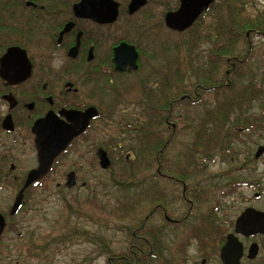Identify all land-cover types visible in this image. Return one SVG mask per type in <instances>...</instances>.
Returning <instances> with one entry per match:
<instances>
[{
    "label": "flooded vegetation",
    "instance_id": "1",
    "mask_svg": "<svg viewBox=\"0 0 264 264\" xmlns=\"http://www.w3.org/2000/svg\"><path fill=\"white\" fill-rule=\"evenodd\" d=\"M82 1L0 0V190L10 189L11 198L5 208L0 207V215L4 219L0 247L5 241L10 242L13 249H18L16 242L24 238L18 239L22 234L13 223H17L18 216L28 214L34 189L51 184V175L63 160L68 159L74 165L53 178L54 184L64 185L67 189L78 184L85 187L92 179L79 172L84 158L90 171L94 170L92 178H95L97 167L118 176L122 162H130L133 151L139 147L145 153L141 156L139 176L117 178L121 185H129L132 192L117 196L110 212H115L116 207L128 209V214L121 219L128 223L123 249L130 253L135 251L134 254L141 250L147 252L134 258L130 253L123 258L108 255L107 262L175 264L176 261H190L186 257H177V249L185 250L194 245L203 254L208 248L213 249L205 253L202 264L210 261L213 253L222 264L220 250L229 234H234L242 243L240 263L245 259L255 260L260 250L256 239L264 233L243 236L235 232L236 219L248 207L236 215L230 232H225L222 226L227 223L225 219L220 222L216 219L220 218L219 202L209 210H203L196 219L197 224H191L196 216L195 209L206 204L209 198V189L201 183L208 174L204 170L196 177L193 164L184 160L185 154L195 152L192 141L179 151V155L167 157L168 148L179 135L177 122L188 117L178 113L179 102L190 98L186 100L188 109L194 103L195 73L202 69L207 74H214L203 80L202 88L206 93L212 91L218 97L226 85L225 39L219 37L216 27L224 24L227 0L211 1L183 30L166 23V15L176 12L182 0ZM187 34L195 35L196 40L193 41L198 38L205 42L210 40V52L206 54L201 50L197 59L187 55L180 59L179 53L187 54L194 46L192 40L183 39ZM179 38L182 39L179 41ZM121 44L133 46L136 50L135 68L128 65L123 69L116 68L114 57ZM126 45L121 52L124 58L131 55ZM216 45L219 50H215ZM149 48L153 52H149ZM170 52L172 55L169 56ZM190 61L196 63L195 68L188 66ZM152 63L158 66L154 67ZM140 71L144 72V79H148L147 74L154 75L155 87H140L145 82L139 76ZM210 82L213 89L209 88ZM180 83L187 86L189 94L179 96ZM214 88L219 89L214 91ZM131 90L134 92L132 95L129 94ZM197 94L200 96L201 92ZM216 96L211 106L221 103L216 101ZM118 99L127 106L120 113L111 109ZM131 105L134 108L130 111ZM89 108H94L97 114L89 119L85 129L55 156L42 178L23 188L28 173L39 164L35 124L47 115L70 124L65 111L83 113ZM220 109L221 106L217 113L215 106L207 112V121L219 122ZM94 125L100 134L90 137L88 134ZM46 132L49 131L43 133ZM138 137L140 146H137ZM99 138L106 139L102 141ZM99 149L109 160L105 168L100 166ZM148 152L154 153L152 161L147 160ZM263 152L264 147L259 156ZM215 153L211 149L206 152L204 169L205 165L215 163L211 155ZM259 156L254 154L256 159ZM68 181L71 186H68ZM233 184L238 186V181ZM233 184H229V191ZM254 190L258 191L253 197L263 201V208L249 207L264 212V189L257 182ZM229 191L220 194L227 197L232 193ZM20 192L21 200L12 213ZM197 228L209 229L203 245H199L194 236ZM167 229L184 235L181 241L171 243L170 256L163 257L162 239ZM9 232L16 236L6 238ZM252 243H256L257 253L254 258H249L248 250ZM30 247H27L28 253L34 252ZM14 264L24 262L16 260Z\"/></svg>",
    "mask_w": 264,
    "mask_h": 264
},
{
    "label": "rangeland",
    "instance_id": "2",
    "mask_svg": "<svg viewBox=\"0 0 264 264\" xmlns=\"http://www.w3.org/2000/svg\"><path fill=\"white\" fill-rule=\"evenodd\" d=\"M239 1L243 3L244 9L248 13L264 11V0ZM247 33L246 43L249 46L248 58L250 60L245 70V81L249 83L254 78L257 79L259 74L264 73V35ZM194 36V34L183 36V39L187 41L192 40L194 46L189 48L187 54L179 53L180 59L184 55H187L188 58L197 59L202 53L201 50H205L207 54L209 49H211L210 40L205 42L204 39L199 40L198 38L197 41H193L196 40ZM180 39L182 38H179V41ZM246 43H239L236 48L243 51V48L247 46ZM148 51L153 52L151 48ZM170 53L169 56L172 55ZM146 61L149 64L148 58ZM159 63L157 62L158 65ZM157 64L152 63L154 67L158 66ZM139 76L144 79V72L139 73ZM146 78L149 80L144 79L143 81L145 82L140 87L145 85L149 89L155 87V83H153L154 75L147 74ZM256 82L259 83L258 80ZM257 83L254 85V94H257L260 88L264 87L262 83L256 87ZM132 91L129 94L132 95L134 93ZM234 93L238 95V84L235 86ZM215 96L212 91L204 92L203 101L189 108V117L191 116L189 124L186 125L184 119L177 122L179 135L168 148L167 157L174 158L176 154L179 155V151L193 141L198 122L200 118H204L203 113L212 109L211 103ZM123 103H125L123 100L120 101L118 99L111 109L120 113V110L127 109V106ZM132 108L134 106L131 105L130 111ZM180 111H183V108H178V113ZM234 114H238V107L233 108L231 116ZM250 114L253 120L258 117L264 118V111L259 102L252 104ZM208 127L211 130L213 123L209 121ZM91 130L88 134L90 137L94 135L97 137L100 134V130L98 131V127L95 125ZM99 139L103 141L106 138ZM260 146L264 147V121L262 123L259 121L258 124L255 122L253 129L248 131L246 135L239 139L238 137L235 138L231 153L223 157L221 154H212V161L215 163L205 165V171L208 176L201 180L206 189H209V198L206 204L200 205L195 209L194 213L196 216L191 224H197L196 219L199 214L203 210H209L219 202L221 207L219 211L220 218L216 219L219 222L221 219H225L227 223L222 226H224L225 232H230L232 231L234 218L244 208L249 206L263 208V201L255 200L253 197L254 193L258 191L254 190L257 182L264 189V152L258 159L254 158V154ZM86 156L88 157L89 155L86 154ZM85 162L84 158L81 161L83 167H81L79 172L82 175L86 174L92 179L89 180V185L81 187L78 184L71 189H67L64 185L56 186L54 184L53 178L72 168L73 163H70V160L67 159L63 160V163L51 175V184L47 183L34 189L33 195L31 194L29 200L28 214L18 216L17 223L16 221L13 223V225L18 227L20 234H22L18 239L23 236L24 240L16 242V245L19 244L18 249H13L9 246L10 242L6 243L3 241L0 247V264H14L16 260L23 261L24 264H107L106 257L109 254L118 252L125 247L127 239L125 228L128 223L121 221L110 210L114 206L115 198L132 192L130 191L131 188L129 185L123 186L121 185L122 183H118L117 176L113 172L102 171L99 167L96 168L95 178H92L94 170L90 171ZM115 173L117 174V170ZM236 180L238 181V186L233 184ZM231 182L233 186H231V191H229L230 187L228 186ZM228 191L232 193L227 195V197L220 194L223 192L228 193ZM9 198L10 189L3 188V190H0V207L5 208L9 204ZM167 230L164 232L162 239L164 246L162 249L163 257L170 256L172 251L170 249L171 243L181 241L184 235V233H175L170 229ZM10 235L16 236V234L9 232L6 233V238L11 237ZM256 242L260 247L258 256L252 261L245 259L242 264H264V236L258 237ZM29 246L33 248L34 252L30 251L28 253L27 247ZM211 250L213 249L208 248L209 252H212ZM177 251V257H186L190 261H176L175 264H202L201 259L208 252L206 251L203 254L197 251L194 245L185 250L179 248ZM210 258L211 260L205 264H221L215 253ZM151 264L161 263L152 262Z\"/></svg>",
    "mask_w": 264,
    "mask_h": 264
},
{
    "label": "trees",
    "instance_id": "3",
    "mask_svg": "<svg viewBox=\"0 0 264 264\" xmlns=\"http://www.w3.org/2000/svg\"><path fill=\"white\" fill-rule=\"evenodd\" d=\"M226 19L222 26H218L217 32L219 37L225 39V50H226V69L228 73L225 78L226 85L221 88V93L217 97L216 101H221V103L213 104L212 109L216 106L217 113L218 108L221 106L220 109V121L221 124L217 120L212 119L213 128L209 130L208 121L205 116L208 114L207 112L203 113L204 118H200L197 129L195 132L194 139L192 141V145L195 151L194 153H189L184 155L185 162H190L193 164V168L195 171V176L197 177L199 172L204 171L203 164L206 161L208 155L206 152L209 149H212L216 153L213 155L221 154L222 156L226 155L227 153L224 152H232V144L233 140L238 136V139L243 137L248 133V131L253 129V124L256 122L257 124L259 121L262 123L264 118H257L252 119L251 110L252 104L255 102H259L260 106L263 108L264 111V87H261L257 94L253 93L254 85L256 80L259 83L256 84V87L261 83L264 84V73L258 75L257 79L251 80L252 82L245 81L246 73L245 70L248 65V58L249 55V46L246 43L247 40V32L251 33H258L264 35V11L263 12H253L248 13L243 7V3L239 0H227L226 1ZM245 42L247 44L244 50L237 49L236 47L239 46V43ZM245 44V45H246ZM215 50H219L218 45H216ZM189 67H196V63L190 61ZM209 75L213 77L214 74L207 72H203L202 69L197 74L195 73V87H194V104H199L203 101V93L206 92L202 86L204 84V79ZM209 88L213 89L212 82ZM238 84V95L234 93L235 86ZM219 88L215 89L217 91ZM179 96L183 94H189V89L187 86H183L181 83L178 86ZM201 92L199 96L197 93ZM253 93V95H252ZM184 99V101L179 102L178 108H183V111L179 113L185 114L188 116L185 118V122L188 125L191 116L189 117L190 113L187 104L189 100ZM238 100V103H237ZM247 101V102H246ZM238 107V114L233 113V108ZM259 119V120H258ZM218 126V127H217ZM140 137H138L137 146H140ZM209 142V143H208ZM145 154L142 153L138 148L133 151V159L130 162H122L121 166V174L117 176L118 179L126 178L129 176H139L140 171V162L141 156ZM212 155V154H211ZM147 160L152 161L154 157V153L148 152L146 154ZM122 203V201L120 202ZM115 213L119 219H123L124 215L128 214V209L122 207H116ZM209 231V229H207ZM205 229L197 228L194 233L196 239L200 242L199 245H203V242L206 240V232ZM201 247V246H200ZM131 253L128 249H121L118 252H112L109 256L112 257H125L126 254L130 253V257H142L144 256L143 253L147 251H138L139 254ZM155 252V251H153ZM135 263L133 261L126 262V261H112L107 262V264H140L141 261H137ZM167 264V263H162Z\"/></svg>",
    "mask_w": 264,
    "mask_h": 264
},
{
    "label": "water",
    "instance_id": "4",
    "mask_svg": "<svg viewBox=\"0 0 264 264\" xmlns=\"http://www.w3.org/2000/svg\"><path fill=\"white\" fill-rule=\"evenodd\" d=\"M88 0H83L87 2ZM213 0H182L180 8L174 12L166 15V23L168 26L183 30L190 26L202 8L206 7ZM126 44H121L116 48L114 60L116 61V68L123 69L126 65L135 68V60L137 57L136 50L133 46L129 47L131 53L130 56L124 55L122 47ZM124 58V59H123ZM125 61V63H121ZM97 114L94 108H89L85 112H73L65 111V117L70 121V124H66L64 121L56 120L54 117L47 115L46 118L41 119L34 126V130L37 133L36 145L38 150L39 164L37 168L32 169L26 178L24 187L29 185L32 181L42 178L50 169L55 156L62 151L68 144V142L76 135L81 133L88 124L91 117ZM49 131L43 133L44 131ZM263 151V147L260 146L255 153V156ZM98 156L100 159V166L105 168L109 165V160L106 157L105 152L99 149ZM68 186L71 183L68 181ZM21 192L15 200L11 212H15L21 200ZM4 227V219L0 215V234ZM235 232L238 235L251 236L259 233H264V212L257 211L251 207L244 209L235 222ZM242 243L237 239L234 234H229L226 238V242L220 250V258L222 264H241L240 257L242 255ZM257 253L256 243H252L248 250V257L254 258Z\"/></svg>",
    "mask_w": 264,
    "mask_h": 264
}]
</instances>
